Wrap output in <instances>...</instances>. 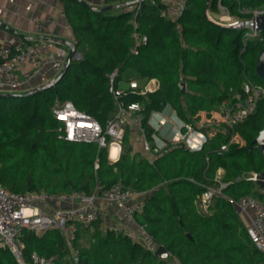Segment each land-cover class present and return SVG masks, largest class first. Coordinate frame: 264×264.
Masks as SVG:
<instances>
[{"label": "trees", "instance_id": "trees-1", "mask_svg": "<svg viewBox=\"0 0 264 264\" xmlns=\"http://www.w3.org/2000/svg\"><path fill=\"white\" fill-rule=\"evenodd\" d=\"M58 1L80 58L71 59L50 89L0 96V185L20 194L62 197L73 190L100 195L121 183L144 193L133 220L168 257L161 259L155 250L120 233L103 234L98 217L88 225L75 224L70 246L57 230L42 235L23 231L25 254L56 255V264H261L262 255L251 244L235 202L262 198L248 177L264 171V159L253 142L264 128V95L244 122L217 133L199 150L172 145L149 160L132 152L125 131L121 153L112 163L106 148L59 138L52 110L55 102L69 101L103 126L115 111L108 92L111 73L117 72L118 87L135 80L142 89L154 79L155 91L123 97L126 104H140L141 126L151 140L147 120L152 112L169 109L177 120L195 125L199 114L208 115L222 100L241 95L248 81L264 90V80L255 72L264 31L253 36L243 25L229 27L211 17L220 14L219 3L241 24L253 19V11L264 12V0H212L209 18L204 14L207 0H184L174 20L164 15L161 0H105L98 10L82 0ZM131 2V10H104ZM132 21L146 39L135 47L136 54L130 52L135 46ZM233 134L236 143L222 151ZM218 171L228 186L201 213L196 199L202 185L214 183ZM0 264L17 263L8 250L0 249Z\"/></svg>", "mask_w": 264, "mask_h": 264}, {"label": "built area", "instance_id": "built-area-1", "mask_svg": "<svg viewBox=\"0 0 264 264\" xmlns=\"http://www.w3.org/2000/svg\"><path fill=\"white\" fill-rule=\"evenodd\" d=\"M161 2L166 6L164 15L167 18L176 19L182 10V6L177 8L172 0H161ZM89 5L94 10H98L105 5V0H92ZM218 8L220 13L221 10L225 11L219 3ZM131 9L132 7L128 8V10ZM258 13L264 14V12ZM30 22L39 30L46 29L44 22L38 19L31 18ZM238 23L234 20L230 25ZM131 25L135 46L130 49V52L136 54L135 47L144 44L146 39L138 33V24L135 21H132ZM252 35H257L255 28H252ZM67 54L68 50L56 47L51 41L36 44H16L13 40H9L7 45L0 49V89L12 93L19 91L22 81L15 75V71L22 64L23 66H30L32 71L24 73V78L28 79L39 73L42 60L46 56L51 57L50 66L57 77L65 65ZM78 57L79 55L76 54L75 58ZM40 77L41 85L54 80L48 81L44 76ZM116 80L117 72L114 71L108 76V92L115 102V111L103 126L85 112L77 110L69 101L56 103L52 114L59 124L57 128L59 138L67 142L95 143L98 148L108 149L111 145H115L120 151L126 128L131 125L139 131L142 150L149 156V159L172 145L182 144L189 150H199L207 140L217 133H227L234 126L244 122L247 117L255 112L259 99L264 95L262 87L248 81L244 84L241 95H237L234 99L222 100L208 115L199 114L200 120L195 125L181 121L174 124L171 129L172 136L167 140L160 135L162 128L168 121L167 117L163 115L162 111L152 112L147 120V124L153 131L150 136L151 140H148L141 126L140 104H126L123 97L128 94L144 96L155 91V88L149 84L152 80L147 81L142 89H139V84L135 80H129L127 88L121 89L116 85ZM154 116L159 118L155 120ZM152 140L161 142V144H153ZM236 141L237 135H231L228 143L223 145L221 150L225 151L229 144L236 143ZM97 168L98 165L95 163L94 169ZM220 174L221 172L218 171L212 185H202L203 191L196 199L199 212L207 213L211 200L214 197L223 196L222 191L228 184L220 180ZM256 175L255 173L250 174L248 180L255 183ZM143 196L144 193L125 189L121 183H116L100 195L94 193L86 196L82 191L73 190L63 197L69 204L78 201V207L57 208L47 212L38 208L35 204L37 201H43L50 196L34 193L20 194L0 185V249L8 250L17 264H56V255L43 257L36 252L26 255L24 244L21 241L22 232L28 231L35 235H42L46 231L57 230L65 239L66 244L70 246L76 230L75 224L88 225L96 218L89 210L97 201L113 203L128 218L133 219V214L140 212L142 209ZM235 206L240 215L246 214L248 207L252 208V214L249 215L245 226L251 244L262 255L261 264H264V195L259 199L242 197L235 202ZM107 230L120 233L133 241H139L135 233L125 228L103 224L102 233H106Z\"/></svg>", "mask_w": 264, "mask_h": 264}, {"label": "crops", "instance_id": "crops-1", "mask_svg": "<svg viewBox=\"0 0 264 264\" xmlns=\"http://www.w3.org/2000/svg\"><path fill=\"white\" fill-rule=\"evenodd\" d=\"M88 5V0H83ZM180 2V0H176ZM183 7V3H178ZM31 18H35L44 22L46 25L45 30H39L33 23L30 22ZM0 22L5 24L7 29L0 27V49L4 48L9 40H13L16 44H36L45 41H51L56 47L64 48L68 50L67 44H73L74 36L66 21L62 5L58 0H0ZM51 57L46 56L42 60V66L39 73L31 76L28 79L24 78L25 72H31L30 66H19L15 71L21 81L22 85L19 91L15 94H23L24 92L30 91L41 85V77L44 76L46 80H52L56 78L55 72L50 66ZM155 90L158 87L157 81L152 79L149 83ZM121 89V84L119 86ZM0 92H7L4 89H0ZM162 112H166L164 115L167 117V123L162 128L160 135L163 139H170L172 136L171 129L174 124H178L180 121L177 120L173 113L169 109H165ZM126 133L128 134L129 144L132 148L133 153H138L143 157L148 158L149 156L142 150L140 141L141 135L134 126H127ZM153 144L160 145L161 142L156 140L151 141ZM121 150L117 151L115 158L111 156V147L107 149V160L112 163L115 162ZM153 156L149 160H153ZM38 208L50 212L57 208H76L79 205L78 201L69 204L65 201L64 197H49L43 201H37L35 204ZM94 216L102 220V225H116L125 228L135 233L139 242L144 244L148 249L155 250L157 247L153 244L151 239L147 236L145 231L139 227L136 222L128 218L122 210H120L113 203H104L97 201L95 205L89 210ZM252 208L248 207L246 214L240 215L241 220L246 225L248 222L249 215L252 214Z\"/></svg>", "mask_w": 264, "mask_h": 264}, {"label": "water", "instance_id": "water-1", "mask_svg": "<svg viewBox=\"0 0 264 264\" xmlns=\"http://www.w3.org/2000/svg\"><path fill=\"white\" fill-rule=\"evenodd\" d=\"M82 2H84V4H86V5H88L85 1L82 0ZM211 2H212V0H207L206 6H205L204 14L207 17H208L207 11H208V8H209V5ZM131 4H132V2L131 3H123L120 5H110V6H106L104 8V10L109 11V10H115V9H119V8H126V7H129ZM242 25L245 26L246 28H255V30L257 32L264 31V14L259 15L250 21L241 23L240 25L234 24V25H230L229 27H238V26H242ZM0 27L7 29L5 24H3L1 22H0ZM67 46H68V54L66 57V62H65L64 67L62 68V70L58 74V76L52 82H48L44 85H41V86H38L37 88L32 89V92H38V91L50 89L62 78V76L64 75V73L67 71V69L69 67L71 59L75 58V56H76V54H74V50H73L71 44H67ZM255 72L260 78H262L264 80V49L257 56L256 63H255ZM179 88H180L181 92H183L184 84L179 83ZM0 96H17V94L12 93V92H0ZM253 142H254L256 148L258 149V151L260 152L261 156L264 159V128L259 132V134L257 135V137L254 139ZM255 184H256L260 194L264 195V171L256 175ZM155 255L160 257L161 259H167V257H168L167 251L162 246H159L155 249Z\"/></svg>", "mask_w": 264, "mask_h": 264}, {"label": "rangeland", "instance_id": "rangeland-1", "mask_svg": "<svg viewBox=\"0 0 264 264\" xmlns=\"http://www.w3.org/2000/svg\"><path fill=\"white\" fill-rule=\"evenodd\" d=\"M91 1L92 0H88V2L89 3H91ZM173 2H174V5L177 7V8H179L180 7V5L178 4V3H183V5H184V0H180V2H176V0H172ZM258 12H260V11H254V16H253V19L255 18V17H257V16H259V15H263V14H259ZM212 17V20H214V21H217L218 23H221V24H227L228 26H230V24H232V22L235 20L234 18H232L231 16H229L225 11H223V10H221V13L218 15V16H216V17H213V16H211ZM210 17V18H211ZM214 18V19H213ZM239 24V23H238ZM240 25V24H239ZM247 31H249V32H252V28H248L247 29ZM80 58V56L77 58V59H79ZM129 77H132V74L131 73H129ZM53 81V80H52ZM52 81H50V82H52ZM121 87L123 88V89H126L127 88V82H123L122 84H121ZM56 103L57 102H55V104H54V106L56 105ZM166 113V112H165ZM164 112H163V115H166ZM159 117L158 116H154V119L155 120H157Z\"/></svg>", "mask_w": 264, "mask_h": 264}, {"label": "bare ground", "instance_id": "bare-ground-1", "mask_svg": "<svg viewBox=\"0 0 264 264\" xmlns=\"http://www.w3.org/2000/svg\"><path fill=\"white\" fill-rule=\"evenodd\" d=\"M110 147H111V156H112V158H115L116 153L118 151V147L115 145H111Z\"/></svg>", "mask_w": 264, "mask_h": 264}]
</instances>
